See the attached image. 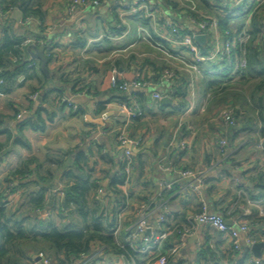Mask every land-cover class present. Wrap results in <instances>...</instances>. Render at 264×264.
<instances>
[{
    "label": "crops",
    "instance_id": "obj_1",
    "mask_svg": "<svg viewBox=\"0 0 264 264\" xmlns=\"http://www.w3.org/2000/svg\"><path fill=\"white\" fill-rule=\"evenodd\" d=\"M34 1L45 13L43 20L33 16L25 20L23 16L20 21H16L12 16L20 8L2 13L0 8V18L5 22L4 27L13 29L19 36H26V40L36 37L53 39L58 58L49 62V75L42 72L48 83L44 91H49L50 88L54 91H51L48 98H43L42 91L38 92L36 99H31L30 96L37 92H32V87H37L38 81L30 79L17 83L8 94L0 92V190L3 189L6 175L19 168L26 159L37 158L43 165L38 170L40 174L47 175L48 171H57L46 194L49 204L41 212V218L50 219L56 226L63 227L69 224L65 218L66 212L60 208L64 193L55 189L63 188L62 172L74 170L76 159L80 156L83 158L80 160L81 167L97 180L102 190L101 197H97V192L94 200L101 204L106 216L109 215L112 225L119 208L126 207L122 228L116 236L120 242L128 240L130 229L139 220L141 205L149 202L152 232L159 231L157 223L160 214L166 216L167 225L174 229L165 242V254L175 253V243L179 238L177 230L189 228V234L177 253V264H196L200 247L206 243L220 250L229 248L232 242L230 237L208 225L190 221L200 210V195L192 190L178 193L179 185L188 183L189 179H181L177 171L192 169L204 174L206 183L202 187V194L207 198L210 210L223 213L227 220L232 221L231 225L235 226L233 219H239L242 213H247L244 217L249 218L257 208L242 204L238 207L241 213L234 217L229 214L237 203L235 179L242 178L249 187L258 184L257 174L261 173L264 166L263 150L259 147L262 138L254 133H241L239 137H235L232 127L221 116L225 107L221 103L228 97L206 99L210 92L207 80L220 78L218 74L222 73L223 66L219 67V63L222 59L217 57L215 61L201 63L199 66L204 71L201 75L183 70L182 67L192 68L196 63L186 49H176L169 42L174 49L168 46L172 51L176 50L175 54L167 50L168 46H163L167 31L163 19L172 16L184 26L185 32L197 35L201 34L200 29L186 18V15H190L189 12L197 13L199 19L202 15L217 19V27L211 26L209 32L205 33L206 42H197L201 51L212 53L221 48L223 38H235L238 35L236 29H248L251 13L247 10L260 0H254L255 3L250 8H245V4L253 3V0H149L159 8L158 23L149 20L150 31L144 26L142 16L125 13L127 10L120 9L124 6L118 5L122 2L126 6L136 0H106L98 6L79 8L72 17L65 12L66 4L71 0ZM118 13H121L122 24ZM219 16L229 17L227 25L233 33L222 31ZM3 26L0 28V36L3 34ZM141 30L148 31L153 40L145 38ZM109 32L116 38H100L102 34ZM210 34L217 37L215 42L213 39L215 50L209 41ZM78 37L84 41L81 48L74 46L80 43ZM25 41L26 58L30 60L29 45ZM87 51L90 56L83 58L82 54ZM225 60L229 65L228 60ZM30 61L41 68L38 59ZM162 66L163 69L160 70ZM168 72L172 73L171 78L165 77ZM223 75L233 77L230 70ZM134 79L148 80L153 85L140 90H122L114 84V80L122 84ZM78 83L89 86L93 94L76 97L73 91L75 87L79 89L80 86H76ZM176 88L188 93L185 95L187 109L183 112L178 109L183 101L179 102L172 94ZM61 89L65 91V96L73 98L79 110L74 111L72 107L57 100V90ZM155 91L168 96L171 104H163L162 99H155ZM205 101V109H202ZM122 105L131 107L136 115L129 117L122 114ZM43 109L52 114L44 132L22 126L24 120ZM19 113H22V118H18ZM183 116L184 125L179 128ZM233 116L236 124L239 122L238 129L241 128L234 110ZM122 130L129 137L142 138L144 143L142 147L135 149V167L129 184L123 185L120 181L113 186L112 182L123 177L124 172L122 147L119 144ZM224 138L231 143L229 154L236 153L234 156L237 159H245L243 164L222 163L219 141ZM183 139L189 141L190 148L182 147ZM165 166H172L176 171H167ZM31 169L35 171L34 175L24 182L32 181V184L27 183L24 189L18 187L20 192L7 194V202L11 200V196L14 197L8 204L27 206L26 194L39 189L40 185L33 183L37 177V164L32 165ZM14 184L18 185L19 181ZM262 227H250L252 230L249 234L253 238V244L257 242V237L264 239ZM240 242L242 251L249 248L251 252L245 264H255L251 259L252 256L256 258L252 252L253 244L248 242L247 233L240 232ZM133 244L138 245V241ZM101 249L102 246L93 249L90 254L104 258L111 264H137L136 259L127 257L126 261L119 260L121 255ZM262 254V258H257L260 260L259 264L264 262V248ZM140 260L145 259L140 257ZM80 261L79 258L74 264H80ZM227 262L228 260H224L223 264Z\"/></svg>",
    "mask_w": 264,
    "mask_h": 264
},
{
    "label": "trees",
    "instance_id": "obj_2",
    "mask_svg": "<svg viewBox=\"0 0 264 264\" xmlns=\"http://www.w3.org/2000/svg\"><path fill=\"white\" fill-rule=\"evenodd\" d=\"M245 5L248 4L246 3ZM0 8L2 12H9L15 8H20L25 20L32 16L39 17L43 20L45 16L42 7L36 4L34 0H0ZM120 9L126 10L125 7H120ZM247 12L251 13L250 25L248 27L250 39L244 45H235L233 49V54L237 55L240 54L242 49L246 50V57L248 60L246 73L241 77H225L226 75H223V73L228 70L231 72L232 67L227 64L226 58L224 57L221 63H219V67L223 66L222 73L218 74L220 78L209 79L207 83L210 90L209 93L212 94L214 100L223 96L228 97L221 104L225 105V107L229 105L228 107L233 108L235 117L240 120L241 128L238 129L239 122H237V126L231 129L235 137H239L241 133H246L248 135L254 133L258 134L264 140V0H260L258 3L254 4ZM120 14L121 13H118V16L122 24ZM189 14L195 18L198 17V14L195 12H189ZM142 18L144 19V26L150 31L148 27L150 25L149 19ZM228 18V16H219V24L221 28H223L222 31H230L233 33L232 29L227 25ZM4 23L2 18H0V28H2ZM242 29L243 28H238L236 32L239 33ZM2 33L3 34L0 36V92L8 94L16 87L17 83H24L30 79L38 81V86L32 87V92L37 91L36 93L38 94V92L41 93L44 91V89L47 88L46 86H48L44 73L41 68H39L38 64L26 58L27 47L24 45L26 36H19L13 29L8 30L4 26ZM46 38L47 37H36L35 39L41 42ZM78 40L80 43L74 46L81 48L84 41L80 37H78ZM166 42L168 44H166ZM166 42H163L165 48L168 45L173 48L168 41ZM169 46L167 50L172 51ZM175 51L176 50L172 52L175 53ZM89 54L90 52L88 51L84 52L82 57L85 58L90 56ZM47 56L50 62L51 59H53L52 54ZM32 63H34L33 66H31ZM161 69H163V66L160 70ZM21 75L25 76L23 82H19V77ZM206 76H208V74H206ZM120 85L121 84L117 83L116 87L120 89ZM76 86H80L78 90L76 87L74 88L73 93L76 95L93 94L87 85L78 83ZM50 89L49 91L48 89L44 91L42 95L43 98H48L51 91H54ZM57 92V100L67 107H71L65 101V99L68 98L65 96V91L61 89L57 90ZM172 94L175 99H179V102L183 101L178 109L181 112L185 111L187 109L185 107V95L188 94L187 91L176 88ZM223 105L222 107H224ZM101 109L100 107V110ZM44 112V109L38 110L33 116L24 120L22 126L31 127L37 132H44L47 128L48 118L51 120L52 117L51 113ZM250 141H253V139ZM248 145H250V143ZM228 148H231V143L229 141L226 148L228 153L222 154V151L219 152L222 163L232 162L234 165L243 164L245 159H237L236 156H234L236 153L229 154ZM262 150L264 154V149ZM81 159L83 158L80 156L77 157L75 162L76 168L74 170L70 169L62 172L61 181L63 182L62 190L64 192V197L60 203V208L67 212L65 218L69 221V224L63 227L56 226L50 219L41 218V212L44 210L45 206L49 204L46 194L48 193L52 180L57 176V171H48L47 175L40 174L38 170L42 169V163L38 162L37 158L31 157L23 161L19 168L12 170L6 175L3 182V189L0 190V264H31L34 255L40 252H44L55 264H74L83 254L88 255L93 249H97L100 246H102L103 250L107 253L124 255L125 257L136 259L137 264H147V260L141 261L140 256L134 252L131 247H123V243L118 240L111 230L113 225L109 220V215L107 217L101 204L94 200L95 194L100 187L97 184V180L92 178V176L81 167ZM61 161L63 162V160ZM35 164H37L36 171L38 172L36 180L33 181V183L40 185L39 189L26 194V200L28 201L27 206L21 204L17 207V205L8 204L6 199L7 194L16 191L18 187L24 189L27 183L32 184V181L24 182V180L30 179L34 175L35 171H32L31 166ZM257 175L258 184L255 183L253 187L246 186L248 197H239L237 194V203L235 207L230 210V217L237 216L241 213L238 207L240 208L242 204L247 205V198L256 201L263 199L264 172L261 171V173ZM124 180L125 174H123V177H119L118 180H114L112 185L115 186L120 181L123 183ZM253 180L255 181L254 178ZM15 181H19V184L15 185ZM238 189L239 186L237 187V191ZM25 192L26 191H24L23 196ZM70 215L72 217L71 221ZM245 221L251 228L254 227L256 229L258 226L264 227V215H261L258 208L254 210V215H251L249 218L246 217ZM263 240L261 236L255 239L257 242H263ZM166 255L168 257L167 264L179 263L176 253ZM250 255L251 252L249 248L243 251L241 250L240 252L235 250L232 242L226 250L213 248L206 243L200 247L196 264H223L224 260H228L227 264H245ZM150 264L158 263L154 260ZM262 264H264V262Z\"/></svg>",
    "mask_w": 264,
    "mask_h": 264
},
{
    "label": "built area",
    "instance_id": "obj_3",
    "mask_svg": "<svg viewBox=\"0 0 264 264\" xmlns=\"http://www.w3.org/2000/svg\"><path fill=\"white\" fill-rule=\"evenodd\" d=\"M103 1L106 0H71L68 1L65 6V12L69 17H72L76 11L79 8H87L90 6H98L101 5ZM243 2L244 0H240ZM120 6H124L127 12L125 13H132L134 15H140L146 19H149L151 22L158 23L159 21V8L157 4L149 1V0H136L135 2L131 4H126V6L121 2L118 3ZM2 13V11H1ZM186 18L189 22L195 24L199 29L201 34H205L209 32L210 27H217L218 21L217 19L210 18L209 16L202 15L201 19H197L191 15H186ZM163 25L165 27L166 35L165 39L166 41L170 42L172 45L176 46V49L184 48L186 49L188 55L192 57V60L196 63V66L190 68V67H182L183 70L187 72L194 73L196 75H201L204 73L203 69L200 68V64L204 63L206 61L211 62L215 61L216 58L223 59L224 57L228 60L229 65L232 67V71L230 74L234 77H241L246 73V70L248 68V60L246 57V50L242 49L240 54H233V49L236 44L244 45L249 39L250 34L248 32V29L241 30L238 35L235 38L228 37L223 38L221 48L217 49L216 52L212 53H204L199 49L198 43L195 40V35L197 33H188L185 32L184 26L178 22V20L174 19L172 16H166L163 19ZM144 31V32H143ZM141 34H145V38L147 37L150 40H153L152 35L146 31L141 30ZM229 35V32L226 33ZM110 37V38H116L113 33L109 32L106 34H102L100 38L104 37ZM155 42V41H154ZM25 44L31 45V44H45L46 46V53L47 55H51L53 59H57V53L55 52V46L52 38H46L45 40L38 42L36 39H27L25 41ZM159 46H162L158 44ZM183 54V53H182ZM235 55V56H233ZM34 63L31 64L33 66ZM181 69V68H180ZM166 78H171L172 73L168 72L165 75ZM25 80V76L21 75L19 77V82H23ZM115 86L117 85L116 80H114ZM153 83L148 80H142V79H134L130 81H125L120 85V89L122 90H129V89H136L140 90L143 88H150ZM84 94H77L76 97L82 96ZM153 96L155 99L161 100L165 95L161 94L160 92H154ZM38 97V94H33L30 96L31 99H36ZM213 98L211 93L207 94V100ZM65 101L72 107L74 111H77L78 105L73 101V98H66ZM205 104L202 106V109H205ZM121 113L127 114L129 117L132 115H136L135 112L131 107H128L126 105H122L121 107ZM222 119L226 124H228L231 127L236 126V121L233 116V109L230 107H227L226 109L222 110L221 113ZM18 118H22V113L18 114ZM184 116L181 118L179 122V128L184 125ZM143 139L142 138H132L129 137L125 130H122L119 134V144L122 147V155H121V161L124 165V172L125 174V180L123 182V185H127L130 182L132 171L135 167V149H139L143 146ZM181 145L184 149L190 148V143L188 140L183 139L181 141ZM228 145L227 139H221L219 141V151H222V154H227L228 151H226ZM259 147L261 149H264V140L262 139L260 142ZM165 170L167 171H176L173 169L172 166H165ZM262 171L264 172V166L262 168ZM177 174L181 179H189V182L186 184H180L178 188V193H186L189 190H192L193 192H196L200 195V210L193 215L190 218V221L193 222H200L201 224L208 225L213 229H216L219 232L224 233L226 236L230 237L233 247L235 250H242L241 242H240V232H244L248 234V242L252 245L253 244V238L249 234L251 228L248 225V223L245 221L244 216H247V213H242L239 215V219H233L234 225H228L227 218L223 213L219 212H212L209 208V202L207 198L202 194V187L206 183V177L204 174H199L197 171L192 169H184L177 171ZM236 186H239V189L237 191L238 196H246L248 197V190H247V181L242 180V178H236L235 179ZM62 190L61 187L55 189ZM17 192H20V189L18 188L16 190ZM99 194L97 195L98 198L101 197V188L98 190ZM64 193V192H63ZM9 197V196H8ZM14 199L13 196L10 197L12 200ZM11 200H8V203H11ZM248 205L255 206L259 209L261 215H264V197L260 201L253 200L251 198H247ZM150 203L144 202L141 205V212L140 217L137 223L130 229L129 231V237L128 240L123 243L124 246L131 247L134 252H136L140 257H143V259L147 260V264H150L152 261L156 260L158 264H167L168 263V257L164 253V245L165 242L168 240L171 231L174 229H170V227L167 225V218L164 214H160L158 219V228L159 231L152 232L153 226L150 224L149 220V212H150ZM126 211V207H120L119 213H117V216L115 218V221L113 223V226L111 227V230L114 232V234L117 236V234L120 232L123 220H124V212ZM67 215V212H66ZM150 231V233H149ZM177 233H179V238L175 243V253L177 254L179 252V248L182 247L184 244L185 237L189 234V228L183 227V229L177 230ZM135 241H138V245L133 244ZM122 243V242H121ZM103 250V249H101ZM119 260L126 261L127 257L124 255H121ZM252 261L255 264H259L260 260L257 258L251 257ZM80 264H111L106 259L97 257L94 254H83L80 258ZM31 264H55L53 260L47 256L44 252H40L34 255Z\"/></svg>",
    "mask_w": 264,
    "mask_h": 264
},
{
    "label": "water",
    "instance_id": "obj_4",
    "mask_svg": "<svg viewBox=\"0 0 264 264\" xmlns=\"http://www.w3.org/2000/svg\"><path fill=\"white\" fill-rule=\"evenodd\" d=\"M23 17V12L21 10H15L13 13L12 18H14L16 21H20L21 18ZM195 40L198 43H205L207 40V36L205 34H198L195 36ZM28 51L31 55V59H38L40 61V67L42 69V71L44 73H46L47 75H49V69H48V56L46 53V46L45 44H31L28 47ZM162 103L163 104H171V100L169 99L168 96L163 97L162 99ZM228 225L232 224L231 220H227ZM264 248V242H256L255 244H253L252 246V252L255 255L256 258H262L263 254H262V249Z\"/></svg>",
    "mask_w": 264,
    "mask_h": 264
},
{
    "label": "rangeland",
    "instance_id": "obj_5",
    "mask_svg": "<svg viewBox=\"0 0 264 264\" xmlns=\"http://www.w3.org/2000/svg\"><path fill=\"white\" fill-rule=\"evenodd\" d=\"M255 3V1H253V3H250V4H248L245 8H250L251 7V5H253ZM213 39H214V42L216 41V39H217V37H213V35L212 34H210L209 35V41H211L212 42V45H211V47H213V49L215 50V48H216V45H214V43H213ZM228 106H226V107H224L223 109H226Z\"/></svg>",
    "mask_w": 264,
    "mask_h": 264
}]
</instances>
